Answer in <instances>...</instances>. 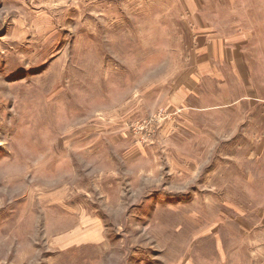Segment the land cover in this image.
<instances>
[{
    "label": "rangeland",
    "instance_id": "obj_1",
    "mask_svg": "<svg viewBox=\"0 0 264 264\" xmlns=\"http://www.w3.org/2000/svg\"><path fill=\"white\" fill-rule=\"evenodd\" d=\"M262 100L264 0H0V264H264Z\"/></svg>",
    "mask_w": 264,
    "mask_h": 264
},
{
    "label": "crops",
    "instance_id": "obj_2",
    "mask_svg": "<svg viewBox=\"0 0 264 264\" xmlns=\"http://www.w3.org/2000/svg\"><path fill=\"white\" fill-rule=\"evenodd\" d=\"M205 29L206 27L204 28V30ZM220 29H222L220 26L214 27L211 24L208 28V32L205 34L206 37L208 36V38H210V39L207 38L210 43H213V44L216 43L217 45V48H216L217 49L216 52L218 54L217 60H220L221 58L222 62H224L225 64H229L230 65L229 67L232 70H236L239 73H241V71L243 70L245 71L249 70V72H252V70L255 68L254 67L255 62L257 61H254L253 58L249 56L248 49L245 47V45H240L241 42H238L234 40V38H229L227 36V33L230 34V31L226 30V27H223V32L225 33H221ZM234 31H237V30H234ZM214 32H217L216 33L217 35L214 34ZM213 35H216V36L212 37ZM222 35L224 37L220 38ZM210 53L213 54V52H210ZM240 76L241 78H245L244 75H240ZM251 78H252V75H251ZM249 86L252 87V84L250 83ZM252 98H255V100L257 99L255 95Z\"/></svg>",
    "mask_w": 264,
    "mask_h": 264
}]
</instances>
